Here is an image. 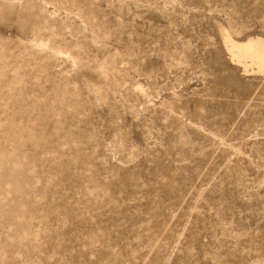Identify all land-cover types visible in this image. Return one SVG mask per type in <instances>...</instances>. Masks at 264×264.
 Masks as SVG:
<instances>
[{
	"label": "rangeland",
	"instance_id": "1",
	"mask_svg": "<svg viewBox=\"0 0 264 264\" xmlns=\"http://www.w3.org/2000/svg\"><path fill=\"white\" fill-rule=\"evenodd\" d=\"M264 0H0V264H264Z\"/></svg>",
	"mask_w": 264,
	"mask_h": 264
},
{
	"label": "bare ground",
	"instance_id": "2",
	"mask_svg": "<svg viewBox=\"0 0 264 264\" xmlns=\"http://www.w3.org/2000/svg\"><path fill=\"white\" fill-rule=\"evenodd\" d=\"M224 46L233 63L241 67L244 73L264 74V39L250 37L238 42L228 33L222 34Z\"/></svg>",
	"mask_w": 264,
	"mask_h": 264
}]
</instances>
